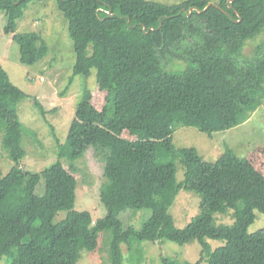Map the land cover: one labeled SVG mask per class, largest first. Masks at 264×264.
<instances>
[{
    "label": "trees",
    "instance_id": "trees-1",
    "mask_svg": "<svg viewBox=\"0 0 264 264\" xmlns=\"http://www.w3.org/2000/svg\"><path fill=\"white\" fill-rule=\"evenodd\" d=\"M55 1L75 55L69 82L95 69L104 102L97 108L84 87L65 140L56 144V160L40 171L25 170L18 100L28 97L41 115L47 111L11 82L0 63V130L13 161L5 174L0 166V258L9 257L10 264H77L80 252L93 251L98 233L109 228L107 264H140L142 243L164 239L195 240L201 249L198 260L161 255V264H264V227L248 231L254 210L264 213V176L231 150L207 161L195 148L182 147L178 181L172 142L179 125L211 136L245 122L263 103L264 41L249 57L243 48L264 30V0H215L191 13L209 0H185L176 7L147 0ZM29 2L0 0L5 32L15 30ZM143 25L152 29L146 33ZM12 40L22 64L32 65L49 51L34 31L16 32ZM89 148L107 151L108 184L100 194L106 213L94 220L84 209L54 221L76 200L73 168L61 159L81 157ZM180 189L200 197L199 212L183 227L169 212ZM142 209L150 214L139 227L119 217ZM228 213L232 223L216 222L215 214ZM206 239L224 243L212 249Z\"/></svg>",
    "mask_w": 264,
    "mask_h": 264
},
{
    "label": "rangeland",
    "instance_id": "rangeland-1",
    "mask_svg": "<svg viewBox=\"0 0 264 264\" xmlns=\"http://www.w3.org/2000/svg\"><path fill=\"white\" fill-rule=\"evenodd\" d=\"M168 7H176L185 0H147ZM214 2L215 0H209ZM7 17L0 11V63L9 75L13 84L30 96H35L46 114H40L38 108L28 97L19 99L18 115L23 124L22 145L26 150L20 166L25 170L40 171L53 163L57 158L58 141L63 142L80 93L84 87L92 91V103L101 108L104 102L103 92L97 89L95 69H91L88 77L74 75L72 81V65L75 55L72 41L68 36L67 20L57 8L55 0H30L23 9L22 15L15 20L13 32H5ZM34 31L40 34L49 46L48 53L32 65L19 61V46L12 40L16 32ZM264 41V30L254 39L248 40L243 48L245 56H251L254 46ZM171 63L167 62L166 68ZM34 132L35 135L31 133ZM124 134H127L124 132ZM0 130V166L5 174L13 164L2 145ZM126 136V135H125ZM175 151L174 163L176 179L183 178L184 166L181 164L178 151L182 147L195 148L198 155L207 161H215L222 153L231 150L241 160L246 161L258 173L264 176V101L243 123L228 130L214 132L211 136L192 126L179 125L172 134ZM107 151L89 148L81 157L73 160L61 159L64 166H71L77 179L76 200L73 208L58 211L54 221L64 220L74 211L88 210L94 220L106 213L100 201V194L108 184L103 175V163ZM42 190L39 191L41 193ZM199 195L193 191L180 189L169 212L177 227L185 226L191 217L199 212ZM150 210H131L121 212L120 219L125 224L139 227L147 218ZM255 219L248 231L253 232L264 227V213L254 210ZM217 223H232L230 213L215 214ZM111 230L104 229L98 233L97 245L93 251L82 250L77 264H107ZM211 248L224 243V240L206 239ZM143 261L140 264H161L160 256H170L180 261H195L200 257L201 246L197 241L186 244L164 239L156 242H143ZM124 255H127L126 244H121ZM0 264H10V258H0ZM205 264V263H202Z\"/></svg>",
    "mask_w": 264,
    "mask_h": 264
},
{
    "label": "water",
    "instance_id": "water-1",
    "mask_svg": "<svg viewBox=\"0 0 264 264\" xmlns=\"http://www.w3.org/2000/svg\"><path fill=\"white\" fill-rule=\"evenodd\" d=\"M230 1H232V0H228V3L230 2ZM210 5H215V3L214 2H210V1H208L207 2V4L205 5V7L203 8V9H198V8H195V7H191L190 9H189V12L188 13H191L194 9L195 10H197V11H205ZM161 24V23H160ZM142 29L145 31V29H146V26L145 25H143L142 26ZM152 29V27H150V28H148L145 32L147 33V32H149L150 30Z\"/></svg>",
    "mask_w": 264,
    "mask_h": 264
}]
</instances>
